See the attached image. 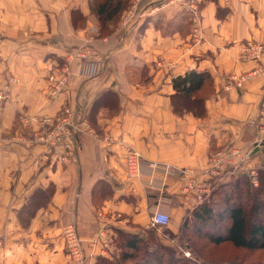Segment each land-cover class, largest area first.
I'll use <instances>...</instances> for the list:
<instances>
[{"label":"crops","instance_id":"obj_1","mask_svg":"<svg viewBox=\"0 0 264 264\" xmlns=\"http://www.w3.org/2000/svg\"><path fill=\"white\" fill-rule=\"evenodd\" d=\"M196 2L198 41L188 8L177 0H0V82L12 76L19 81L0 100L3 264H96L98 258L116 264L119 232L178 234L191 209L182 201V168L204 172L211 152L234 147L243 155L233 167L236 175L264 168V136L257 142V127L248 123L264 104V76L223 88L231 73L256 64L242 57L241 44L264 45V0ZM85 44L98 59L72 58L69 82L49 97V71ZM159 59L170 65H157ZM190 69L210 76L200 90L202 116L171 107L172 78ZM65 106L74 111L68 156L59 147L44 158V145L15 139L30 134L21 114L54 115ZM130 149L158 168L130 177L124 160ZM156 206L170 215L165 229L148 225ZM67 223L83 240L81 262H72L65 249ZM162 236L163 244L173 245L175 237Z\"/></svg>","mask_w":264,"mask_h":264},{"label":"built area","instance_id":"obj_2","mask_svg":"<svg viewBox=\"0 0 264 264\" xmlns=\"http://www.w3.org/2000/svg\"><path fill=\"white\" fill-rule=\"evenodd\" d=\"M177 1L182 2L188 8L193 38L196 41L200 40L202 31L199 5L196 0ZM128 13L126 14L127 18L129 15ZM241 53L243 58L254 60L256 64L240 73H231L223 85V88L226 90L241 88L247 81L264 76V63L261 61L262 55L264 54V45L255 40H246L241 44ZM74 57H79L87 61H96L98 59V53L95 48L89 44L81 45L69 53L65 62L53 67L46 76L45 91L49 97H56L69 82L73 74L70 70L69 61ZM156 64L160 66L170 65L169 62L163 59L157 60ZM18 83V78L15 76L0 82V100L4 99L10 88ZM73 116L74 111L69 106L61 108L54 115H39L34 113L21 114L20 121L23 127L22 129L29 131L30 134L25 137L15 136V139L27 145H44V158H47L48 153L50 154L54 149L62 147L64 150V158L65 155L68 156L74 148V141L72 139V131L74 128ZM248 123L257 127L259 134L256 141L259 142L263 140L264 104L259 109L256 117L248 119ZM251 149L249 151H251ZM242 156L241 149L236 147L229 151L217 150L208 155L207 168L204 172H199L194 168H182L179 172V178L182 183V201L189 205L195 202L199 203L203 196L205 197L211 192L214 185L228 180L227 174L237 165ZM124 160L126 173L130 177L141 178L144 173L154 172L158 168V163L156 161L145 159L143 155L135 149L128 150ZM250 173L253 174V171H250ZM169 221L170 215L159 208V206L154 207L149 213L148 225L151 227L165 229ZM97 235L98 237H103V247H101L100 251L106 254L108 239L106 238L104 227H100ZM62 237L70 260L72 262H81L84 258L83 240L78 236L75 226L72 223H67L63 226ZM91 243L96 244L97 239L93 238ZM187 254L188 253H186V256H188ZM0 264H3L1 259Z\"/></svg>","mask_w":264,"mask_h":264},{"label":"trees","instance_id":"obj_3","mask_svg":"<svg viewBox=\"0 0 264 264\" xmlns=\"http://www.w3.org/2000/svg\"><path fill=\"white\" fill-rule=\"evenodd\" d=\"M209 79L207 72L196 69L187 70L172 78L174 93L171 96V107L174 112L190 111L202 116L205 106L200 90ZM85 118L90 122V116V120ZM232 171L233 168L228 180L214 185L203 201L186 212L178 234H175L178 240L181 235L188 237L187 241H179L187 243L192 253L196 250L194 258L200 261L182 255L178 262L174 260V264H200L205 261L201 253H207L203 250L222 243L242 248L244 252L264 248V168L253 170V174L243 172L236 175ZM253 179L256 180V185L252 184ZM190 224L193 225L191 231ZM115 240L114 257L118 264H163L164 258L169 262L173 261L171 254L176 251L173 245L162 244L153 234L144 238L137 234L119 232ZM194 240L200 244L194 245ZM96 264L113 262L98 258Z\"/></svg>","mask_w":264,"mask_h":264},{"label":"rangeland","instance_id":"obj_4","mask_svg":"<svg viewBox=\"0 0 264 264\" xmlns=\"http://www.w3.org/2000/svg\"><path fill=\"white\" fill-rule=\"evenodd\" d=\"M128 11L130 10H126V12L128 13ZM126 13V14H127ZM126 14L123 17V20H126L127 16ZM190 26H191V22H190ZM215 152V151H213ZM211 152V153H213ZM251 174V173H250ZM252 184H257L256 180L253 179L252 180ZM214 187V186H213ZM210 193H208L209 195ZM208 195H206L205 197L203 196L201 201H203ZM200 201V202H201ZM198 202H195L194 204H190L192 208L195 205H197ZM151 227V226H150ZM149 227V228H150ZM191 227L193 228V225L190 224L189 230L191 231ZM160 235H159V234ZM157 233V231H155L154 229H147L145 234H144V238L148 237L150 234H153L154 237H157L158 241L161 242L162 240L160 239V236H162V234L167 235L168 238H174L175 235H172L170 232H167L165 230L159 231ZM183 240V241H187L188 237L181 235L179 240ZM177 238L174 239L173 242V247L176 249L175 252H172L171 256L173 257V261L169 262V260L167 258L163 259V264H174V260L175 261H179V259H181L182 255L186 258H194V253H192V250L189 248L187 243H180ZM162 243V242H161ZM163 244V243H162ZM194 245H199L200 242H198L197 240L193 241ZM199 247V246H197ZM197 249V248H196ZM202 251V249H201ZM206 255L203 254V257L205 258L204 262H200V264H264V248L259 250V251H255V252H244L245 250H243L242 248H233L231 247L228 243H222L218 246H212L210 248L207 247V250H203V252H206ZM186 253H188L186 256ZM197 260V259H195ZM200 261V260H197ZM196 261V262H197ZM118 264V263H116Z\"/></svg>","mask_w":264,"mask_h":264}]
</instances>
